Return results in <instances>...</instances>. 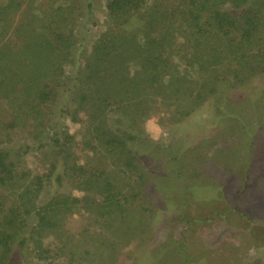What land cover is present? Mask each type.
Returning a JSON list of instances; mask_svg holds the SVG:
<instances>
[{
	"label": "rangeland",
	"instance_id": "rangeland-1",
	"mask_svg": "<svg viewBox=\"0 0 264 264\" xmlns=\"http://www.w3.org/2000/svg\"><path fill=\"white\" fill-rule=\"evenodd\" d=\"M42 1L40 6L48 11L51 0ZM89 2L94 5L91 14ZM27 3L14 15L8 34L0 38V150L10 154L15 176L11 185H0V224L19 206L23 174L29 180L43 179L33 201L37 207L59 195L86 194L78 187L75 166L117 173L123 193L139 195L130 196V221L118 223V231L109 230L86 211L68 219L70 235L91 236V243L84 242L88 256L72 259L66 251L39 259L37 255L49 245L31 239L35 224L31 215L28 225L17 230L9 253L0 246V264H264V29L255 58L245 59L247 64L227 59L221 70L229 69L228 80L220 82L216 93L189 117L176 121L158 107L143 118L139 139L129 144L138 169L128 178L118 172L122 164L115 155L96 143L85 144L82 124L74 123L64 111L70 107V96L65 86L56 83L61 81L59 75L44 82L48 99L41 106L20 87L7 90L5 70L18 51L26 49L20 26ZM71 4L64 26L55 21L47 31L58 51H64L67 41L76 51L70 80L78 71L79 54L91 48L106 28L104 0H71ZM141 26L132 16L125 24L126 33ZM239 34L231 32L226 38L234 41ZM235 70L239 74L234 80L230 77ZM118 116L110 115L108 125H114ZM127 125L124 119L122 128Z\"/></svg>",
	"mask_w": 264,
	"mask_h": 264
},
{
	"label": "trees",
	"instance_id": "trees-1",
	"mask_svg": "<svg viewBox=\"0 0 264 264\" xmlns=\"http://www.w3.org/2000/svg\"><path fill=\"white\" fill-rule=\"evenodd\" d=\"M24 2L0 0V38L8 34ZM42 2L28 0L26 19L20 26L26 49L18 51L17 59L9 62L6 88L20 87L28 98L37 100L36 106H41L48 99L44 82L59 75L61 81L56 83L59 88L65 86V94L70 96V107L64 111L74 123L82 124L87 136L85 144L92 147L96 143L115 155L122 164L118 172L128 178L138 169L129 144L139 139L143 118L158 107L171 113L176 121L189 117L216 93L220 82L228 80L229 69L221 70L227 59L247 64L245 59L258 54L256 47L264 29V0H104V34L79 54L78 71L70 80L76 51L68 41L64 51H58L48 39V32L55 21L58 27L64 26L71 13V0H51L48 11L43 10ZM93 7L92 2L87 4L90 14ZM132 16L142 26L129 34L125 24ZM108 23L111 26H106ZM231 32L240 36L227 40ZM238 71L230 78L235 80ZM113 113L119 116L111 126L108 118ZM124 119L129 124L126 128H122ZM9 158L8 152L0 150L1 186L15 180L14 164ZM75 171L79 175L78 187L86 194L59 195L42 207L33 201L43 188V179L35 176L29 180L23 174L19 206L0 224V246L5 254L17 230L28 225L31 215L35 216L31 239L49 245L37 255L44 260L65 255L66 251L72 259L89 255L83 249L86 242L91 243V236L70 235L67 229L73 214L86 211L109 230L130 221V196L135 199L139 194L123 193L117 185V173L114 176L82 166H75ZM56 180L61 184L63 178L58 175ZM26 240L23 237L22 242Z\"/></svg>",
	"mask_w": 264,
	"mask_h": 264
}]
</instances>
